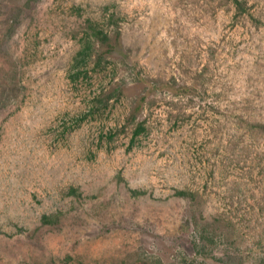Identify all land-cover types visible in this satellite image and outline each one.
Masks as SVG:
<instances>
[{
  "label": "rangeland",
  "instance_id": "rangeland-1",
  "mask_svg": "<svg viewBox=\"0 0 264 264\" xmlns=\"http://www.w3.org/2000/svg\"><path fill=\"white\" fill-rule=\"evenodd\" d=\"M240 1L0 0V264H264Z\"/></svg>",
  "mask_w": 264,
  "mask_h": 264
},
{
  "label": "trees",
  "instance_id": "trees-1",
  "mask_svg": "<svg viewBox=\"0 0 264 264\" xmlns=\"http://www.w3.org/2000/svg\"><path fill=\"white\" fill-rule=\"evenodd\" d=\"M233 1L236 3L237 6H241L242 5L240 0H233ZM143 130H144L143 125H141V126H139V129L135 132V134L138 135ZM179 195L186 196V193L185 192H179ZM43 220H44V222L52 223V221H51L52 217H50V216H44Z\"/></svg>",
  "mask_w": 264,
  "mask_h": 264
}]
</instances>
